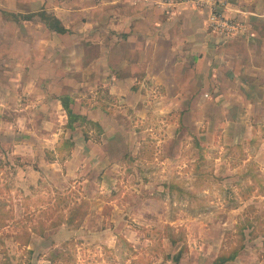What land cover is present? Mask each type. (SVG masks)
Wrapping results in <instances>:
<instances>
[{
    "label": "crops",
    "instance_id": "obj_1",
    "mask_svg": "<svg viewBox=\"0 0 264 264\" xmlns=\"http://www.w3.org/2000/svg\"><path fill=\"white\" fill-rule=\"evenodd\" d=\"M217 1L235 32L213 31L210 12L187 0H0V138L11 136L22 162L41 146L47 158L34 173L61 178L99 149L94 131L110 146L124 136L118 119L158 136L144 124L165 119L167 140L189 130L204 153L237 152L232 161L264 173V0ZM63 99L93 125L69 129ZM242 251L226 264H264V249L257 261Z\"/></svg>",
    "mask_w": 264,
    "mask_h": 264
},
{
    "label": "rangeland",
    "instance_id": "obj_2",
    "mask_svg": "<svg viewBox=\"0 0 264 264\" xmlns=\"http://www.w3.org/2000/svg\"><path fill=\"white\" fill-rule=\"evenodd\" d=\"M164 120L144 124L158 136L118 119L124 136L110 146L93 130L99 149L61 178L34 173L47 158L41 146L22 162L1 137L0 264H212L238 246L257 261L264 173L232 161L237 152L204 153L189 130L167 140Z\"/></svg>",
    "mask_w": 264,
    "mask_h": 264
},
{
    "label": "trees",
    "instance_id": "obj_3",
    "mask_svg": "<svg viewBox=\"0 0 264 264\" xmlns=\"http://www.w3.org/2000/svg\"><path fill=\"white\" fill-rule=\"evenodd\" d=\"M38 17L40 18V20L46 25V27L50 31L57 32V33H64V30L61 27L60 23L56 19H54L53 17H50V16L43 14V13L39 14ZM62 107L64 108V110L66 111L67 116H68L67 126L69 129L73 130L72 124L75 122H78L82 125H85V124L86 125H93L91 122L86 121L85 119H82L80 117L78 118L75 115H73L70 111L69 103L65 99H63V101H62ZM85 135L86 134L84 133V139H87V137H85ZM66 144L68 145V146L66 145L67 149L65 151H59L60 155H62L63 152H65L66 156L69 155L70 147H72V144L68 143V141H66ZM170 188H171V186H170ZM242 249H243L242 246H238L234 250L220 255L212 264H226L228 262H232L236 259L237 255L239 254V252ZM31 253H32L31 251L28 252V254H31ZM179 260H180V255H176L173 258V261L176 263H178Z\"/></svg>",
    "mask_w": 264,
    "mask_h": 264
},
{
    "label": "built area",
    "instance_id": "obj_4",
    "mask_svg": "<svg viewBox=\"0 0 264 264\" xmlns=\"http://www.w3.org/2000/svg\"><path fill=\"white\" fill-rule=\"evenodd\" d=\"M193 3L197 8L207 9L210 12L209 15V27L213 31L220 34H230L236 31L235 25L230 24L218 13L219 3L217 0H187Z\"/></svg>",
    "mask_w": 264,
    "mask_h": 264
}]
</instances>
